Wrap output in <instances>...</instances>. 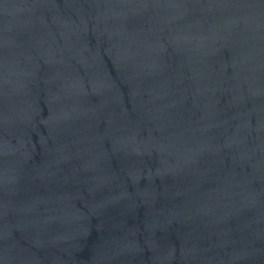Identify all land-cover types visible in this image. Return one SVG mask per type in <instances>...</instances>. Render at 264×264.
I'll list each match as a JSON object with an SVG mask.
<instances>
[{"label": "water", "instance_id": "1", "mask_svg": "<svg viewBox=\"0 0 264 264\" xmlns=\"http://www.w3.org/2000/svg\"><path fill=\"white\" fill-rule=\"evenodd\" d=\"M0 264H264V0H0Z\"/></svg>", "mask_w": 264, "mask_h": 264}]
</instances>
